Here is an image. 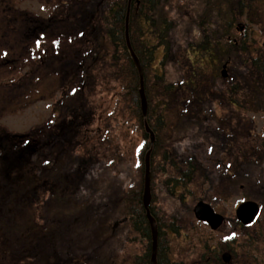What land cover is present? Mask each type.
Segmentation results:
<instances>
[{
    "label": "trees",
    "instance_id": "trees-1",
    "mask_svg": "<svg viewBox=\"0 0 264 264\" xmlns=\"http://www.w3.org/2000/svg\"><path fill=\"white\" fill-rule=\"evenodd\" d=\"M16 1L19 0H0V93L9 96L11 89L21 86L20 99L28 92L32 94L34 89L36 93L44 92L43 97L45 92L49 97L58 94L53 105L58 120L56 131L62 134V139L72 142L74 137L75 140L89 138L85 128L93 124L97 116L92 110L97 103L91 99L97 89L111 94L112 101L101 125L90 131L96 142L91 149L88 147L79 153L73 171L75 176L86 174L101 160L95 149L106 135V124L118 125L117 137L121 139L137 136L138 180L126 188L119 187L117 209L112 211L111 217L121 218L126 236L134 239L137 235L143 244L141 251L129 255V259L120 255L110 245L102 243L106 222L96 216L90 220L93 224L90 239L86 233L80 238L82 231L79 230L73 236L75 243L73 241L71 249L68 247L72 243L50 231L51 226L45 228L46 233L44 225L37 227L29 207H34L35 189L44 185V181L33 171L38 166L41 173H48L51 167L56 173L52 175L61 177L58 163H62L58 155L63 147H58V133L49 136L51 139L44 148L40 131L32 135L13 134L10 138L0 135V163L8 161L12 174L0 196V205L7 212L0 217V264H150L151 233L142 203L144 157L148 150L152 195L149 209L158 229L156 264H185L173 258L172 238L182 236L183 242L190 243L183 233L196 228V223L200 222L190 216L181 217L179 213L165 215L156 211L153 195L157 168L153 159L159 160L162 170L158 186L174 198L189 191L196 178L207 181V172L200 160L190 156L178 160L182 155L173 153V142L190 130L188 127L202 115L201 111L208 108L209 97L215 98L214 89L218 88L215 78L219 76L221 64L231 55L239 63L243 62L241 66L247 75L246 80L238 79L240 101L249 102L252 107L257 106L256 100L264 101V53L253 48L256 45L252 41L230 40L240 20L245 21L247 29L254 25L260 27L264 20V0H200L195 14L211 26L217 24V28L211 30L201 24L203 21L196 24L206 35L203 41L194 38L180 41L179 25L168 10L170 0H38L47 11V18L18 10ZM126 19L129 43L142 67L146 116L141 111L139 73L127 48ZM173 64L183 69L180 77L170 82L167 67ZM226 86L223 93H230L232 98L233 88L231 84ZM2 96L0 106L6 104ZM145 122L155 135L153 144L145 131ZM223 131V135L230 132ZM227 140L230 142V138ZM109 144L117 148L112 136ZM46 147L51 162L42 160L41 153ZM114 149L109 151V162L120 173L126 163L127 150L118 148L120 154L116 156ZM75 151L74 148L71 154ZM42 165H46L45 168ZM243 172L236 173L237 179L244 178ZM62 178L65 183L67 179ZM83 205L82 208L72 206L79 213L78 221L89 209ZM73 209L64 208L63 215L75 216ZM97 211L95 208V214H99ZM7 217L9 220L4 221ZM237 223L240 237L233 238L231 245L228 242L218 245L235 248L236 257L232 261L225 263L216 249L199 239L202 250L207 252L201 253L195 264H264V210L260 208L257 218L249 225ZM206 254L210 258L205 260Z\"/></svg>",
    "mask_w": 264,
    "mask_h": 264
},
{
    "label": "rangeland",
    "instance_id": "rangeland-1",
    "mask_svg": "<svg viewBox=\"0 0 264 264\" xmlns=\"http://www.w3.org/2000/svg\"><path fill=\"white\" fill-rule=\"evenodd\" d=\"M170 1L168 10L179 25L178 37L180 41L189 38H194L197 41L206 39V35L202 34V31L196 26L197 23L203 21L198 17L199 15L195 14V8L200 0ZM15 5L18 10L25 11L35 17L47 18V11L38 0H19L16 1ZM201 24L206 25L210 30L217 28L216 23L211 26L210 22L205 20ZM259 26L254 25L247 29L245 21L240 20L237 22L236 30L234 29L232 32L230 40L246 39L249 40V43L252 41L256 45L253 48L264 53V20ZM244 35L247 37H243ZM180 43L183 44V42ZM224 61L220 66L219 76L215 78L218 87L214 89L215 98L209 97L208 108L201 111L202 115H199L197 121L188 127L190 130L187 129L173 142V153L177 152L178 155H182V159L178 158V160H186L189 156L200 160L203 169L207 172V181L196 178L195 183L189 187V191L182 192L183 196L174 198L158 186V181L161 178L160 171L162 170L160 169L161 166L158 165L159 160L153 159L155 168H157L156 191L153 195L156 211L165 215L179 213L178 215L181 217L190 216L194 219L192 208L199 200H203L225 217L223 225L216 231L210 230L205 223H196V228L188 229L183 233L184 236H188L189 240L187 239V241L190 243L183 242L182 236L172 238L170 245L172 256L175 260L184 261L185 264H195L199 255L207 252V250H202L198 243L199 239L206 240L209 248L216 249L221 258L224 253H228L230 255L229 261H232L236 257L235 248L230 246L228 249L226 245L224 247L218 245L220 242L222 244L228 242L231 245L233 238L240 237L237 233L239 224L235 218L236 207L243 201L252 200L259 203L260 208L264 210V101L253 99L256 100L257 104L254 107L249 102L240 101L241 94L237 91L238 79L240 78L242 81L247 79L244 68L241 66L243 62L239 63V60H236L233 55ZM224 64L226 65L225 78L221 75ZM167 69V80L175 82L180 77L179 73L183 67L173 64L169 65ZM224 84H231L233 88L232 98L230 93L224 95L223 88L226 86ZM14 90L16 91L12 92ZM19 90H21V86L11 89L9 96H2L0 93V97L2 96L6 103L0 106V135H8L10 138L13 134L32 135L40 131L43 139L42 148H44L45 143L51 139L49 136L51 134L55 136L58 133L56 131L58 120L53 105L59 95L54 94L49 97V94L47 95L45 92V97H43L44 92L36 93L34 89L31 91L32 94L28 92L20 99ZM102 91V88L97 89L95 97H91L97 103L92 108L93 113L95 112L97 116L93 124L85 128L89 138L78 137L75 140L74 137L72 142L68 139H62L60 133L57 135L59 137L58 147H63L61 154L58 155L62 163H58L62 173L61 177H54L52 173H56L51 167H49L50 172L48 173H41L38 166L33 171V173L41 176L44 185H39L35 189L37 199H33L34 207H29V213L33 211L34 223L39 228L44 225L45 233V228L51 226L52 230L50 231L57 232L61 238L69 240L72 245L68 249L73 247V236L79 230L82 231L80 238L85 237L86 233L87 239H90L93 230L91 228L93 224H90V220L96 216L106 222L103 225L106 227L104 228L105 237L102 231V243L110 245L120 255L129 259V255L141 251L143 241L137 235L134 239L133 236L127 237L121 218L111 217V214L117 209L115 204L119 187L126 188L138 180L140 158L137 152L139 147L137 136L133 134L126 140L121 139L117 137V131L120 130L118 125L107 126L106 124L104 133L106 135L95 149L101 163L98 161L89 172L85 171L86 174L75 176L76 173L73 171L77 167L79 153L85 152L88 147L91 149L96 142L93 140L95 136H92L90 131L101 125L100 121L107 114L110 101H112L111 94ZM38 95L37 99L31 100ZM23 100H27L26 104L20 105ZM1 103L3 101L0 100ZM223 129L226 132L230 131L227 133L228 135H223ZM110 136L116 139L117 148L115 146V149L110 147ZM229 138L230 142L227 140ZM123 147L127 150V159L126 163H123L121 172L118 173L117 168L110 165L108 156L109 151L113 149L116 151L115 155L118 156L120 154L118 148L122 149ZM74 148L76 151L71 154ZM41 156L45 162L52 161L47 147ZM7 163L8 161H4V164L0 163V185H2L0 186V196L4 192V187L9 185V181H11L10 176L12 174ZM45 166L42 165L43 168ZM241 170H244V178L237 179L236 173L241 172ZM62 177L67 179L65 183H62L64 180ZM83 204L89 209L78 221L79 213L72 206L82 208L84 207ZM64 208H72L76 219H73L75 216L71 213L70 215H63ZM95 208L98 209L99 214H95ZM5 214L7 212L0 205V217L5 216ZM5 220L8 221L9 217ZM76 230L77 232H75ZM233 246L235 245L233 244ZM109 249L111 250V248ZM237 253L239 254L240 251ZM204 256L205 260L210 258L207 254Z\"/></svg>",
    "mask_w": 264,
    "mask_h": 264
},
{
    "label": "water",
    "instance_id": "water-1",
    "mask_svg": "<svg viewBox=\"0 0 264 264\" xmlns=\"http://www.w3.org/2000/svg\"><path fill=\"white\" fill-rule=\"evenodd\" d=\"M125 32H126V41L127 48L132 56V59L137 67L139 73L140 87H139V97L141 104V111L143 116H146L147 113V98L144 92L143 87V74L142 67L139 59L133 52L131 45L128 39V20L126 19L125 24ZM264 46V42H263ZM226 65H223V69L221 71L222 77H226L225 71ZM145 131L149 136L150 144L155 142V135L148 124L145 122ZM152 195H151V169H150V150H148L144 157V176H143V194H142V203L145 209V215L147 221L150 226L151 233V256H150V264H156V254H157V245H158V229L155 219L153 218L150 212V203H151ZM260 206L257 202L252 200H246L238 204L235 209V218L242 225L251 224L259 214ZM194 218L198 222L206 223L207 226L212 231L218 230L221 225L225 221L224 215L216 212L214 208L203 200H199L192 208ZM230 255L228 253H224L222 256V260L227 263L229 261Z\"/></svg>",
    "mask_w": 264,
    "mask_h": 264
}]
</instances>
